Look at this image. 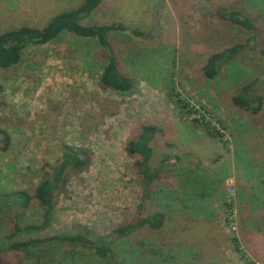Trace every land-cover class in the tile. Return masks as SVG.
<instances>
[{
    "label": "rangeland",
    "instance_id": "374dc122",
    "mask_svg": "<svg viewBox=\"0 0 264 264\" xmlns=\"http://www.w3.org/2000/svg\"><path fill=\"white\" fill-rule=\"evenodd\" d=\"M83 1L0 0V33L22 25L44 27ZM233 9L255 23V33L222 17L223 10ZM119 22L127 30L111 31L108 39L121 71L135 82L132 91L107 88L101 81L108 62L105 48L97 39L70 32L51 43L29 45L18 64L0 68V128L11 136L4 150L0 134V192L34 195L42 176L61 158L63 145L84 146L93 152L91 165L72 173L55 193L53 220L37 236L84 228L111 235L115 252L127 264H264V202L258 206L239 198L237 182L227 180L241 177L242 189L247 188L255 163L264 164V0H105L83 20L87 26ZM137 28L142 35H133ZM235 44L246 47L215 78L205 77L208 58ZM250 82L263 99L258 113L233 102ZM203 113H210L215 125L197 118ZM175 116L223 144L239 131L231 155L218 168L221 157L212 143L208 146L202 165L209 167L198 189L192 188L194 169L186 148L173 142ZM154 122L164 131L152 142L150 167L163 162V176L146 187L127 146L143 123ZM181 134L185 139V131ZM250 149L260 159L249 156ZM257 171L254 178L262 179ZM199 191L205 201L190 197ZM12 210L2 219L5 234L13 230ZM156 211L166 215L162 228L144 225L120 238L113 234ZM41 212L33 199L20 216L35 221ZM44 264L103 261L80 249L62 250Z\"/></svg>",
    "mask_w": 264,
    "mask_h": 264
},
{
    "label": "trees",
    "instance_id": "16d2710c",
    "mask_svg": "<svg viewBox=\"0 0 264 264\" xmlns=\"http://www.w3.org/2000/svg\"><path fill=\"white\" fill-rule=\"evenodd\" d=\"M105 0H84L77 8L56 14L44 27L22 25L0 33V68L7 69L18 64L23 51L29 45H41L57 40L63 33L70 32L80 37L97 39L107 52V64L101 74L102 83L109 89L117 92H129L135 87V82L130 75L123 73L117 55L108 33L114 30L125 31L127 26L122 23L110 25H84L86 19ZM222 17L243 26L251 33L256 32L255 23L238 10H223ZM133 35H142V31L134 29ZM244 44L234 46L212 54L203 68V73L208 79L215 78L222 65L233 60L245 49ZM255 82H250L233 97L236 106L258 113L262 107L263 99L255 91ZM3 86L0 84V108L3 106ZM162 128L153 123H143L140 132L129 139L127 153L136 160V168L141 175L146 187L163 176V165L152 169L150 160L154 155L152 142L162 133ZM3 149L7 150L11 136L0 128ZM213 135V134H211ZM215 136V135H214ZM93 160V152L84 146L63 145L62 155L51 168V172L43 175L36 185L34 195L26 190L12 193L0 192V264H44L46 260L67 250L69 253L80 249H88L98 256L103 264H127L120 259L113 248L114 238L111 235H99L88 228L77 229L73 234L60 233L53 236L40 237L37 234L45 231L53 220L55 193L63 189L72 173L82 172L87 169ZM33 199L38 201L42 208L40 217L35 221L21 219V212L31 207ZM13 209L14 226L10 233L5 234L2 219L5 214ZM166 215L163 211H156L144 217L137 218L119 226L113 234L123 237L138 230L144 225L152 229L163 227ZM13 255L19 256L13 261Z\"/></svg>",
    "mask_w": 264,
    "mask_h": 264
},
{
    "label": "crops",
    "instance_id": "0c3cea01",
    "mask_svg": "<svg viewBox=\"0 0 264 264\" xmlns=\"http://www.w3.org/2000/svg\"><path fill=\"white\" fill-rule=\"evenodd\" d=\"M173 121L174 122L172 123V125L173 126L176 125V133H175V131L172 130L174 133L173 142L175 144L176 143L179 144V146H180V143H182L181 149L183 148V146H184V148H186V151H185L186 153H184V154H186L188 156V158L192 161L193 169H194V171L192 172L193 180H191V183L193 184L192 188L195 187L196 189H198L197 186H201V177L205 173V170H206L205 167H207V168L209 167L206 165L205 166L202 165V162H206L204 160L207 158L206 152H208V146L211 145V143H212V147H213V151H214L213 153H215L216 155L221 157L220 161L217 160L215 162L217 164V168H218L221 165L222 160L224 159V156H226V154L231 155V150L235 146L234 143L238 139H240L239 138L240 136L238 135L239 131L237 134H235V135H233V137H231L230 142L223 144L217 138L206 133L201 128H198L195 125L189 124V123L183 124L182 120L179 118V116H175V118H173ZM154 123L157 125L156 122H154ZM173 126H172V128H173ZM160 127L162 128V130L164 129L163 125H161ZM174 128H175V126H174ZM182 130L185 131V133H186L185 139L183 138V136L181 134ZM163 131H162V133H163ZM175 144H173V145H175ZM177 147H178V145H177ZM250 150H251L252 154L250 153L249 156L254 155V157H256V160L260 159L259 155L255 154L254 149H250ZM176 158L180 159V158H182V156L177 155ZM258 161H260V160H258ZM259 165L262 166V169L258 168ZM213 166H215V164ZM255 167H256L254 169L255 172L253 170V174L251 173L253 175V176H251V177H253V179L250 177L251 183L250 182L249 183L251 185L249 184V186H248L249 188L244 187V189H242L243 185L246 183L241 180V177L240 178L238 176L228 177L227 180H229L231 178L235 179V181L237 182V186L239 188L238 191H239V193L242 194V197L240 196L241 194H239V198L250 199L251 201L255 202L256 205L261 206L262 203L264 202V176H263L264 175V164H260L259 162L258 163L256 162ZM257 170H260V172H262V174H263L261 177L262 179L254 178V176L257 175V172H258ZM223 190H222V196H223ZM215 195H216V193L213 194V196H215ZM190 197L194 200H196V198H197V200L202 199L203 201H205L207 198L205 196L204 192L203 193L202 192L192 193Z\"/></svg>",
    "mask_w": 264,
    "mask_h": 264
},
{
    "label": "built area",
    "instance_id": "2783aa9c",
    "mask_svg": "<svg viewBox=\"0 0 264 264\" xmlns=\"http://www.w3.org/2000/svg\"><path fill=\"white\" fill-rule=\"evenodd\" d=\"M197 118L201 121V122H210V125H215L214 121H212L211 117H210V113H203V114H199V116H197ZM212 129V128H211ZM216 129V128H214ZM217 130V129H216ZM236 228V227H234Z\"/></svg>",
    "mask_w": 264,
    "mask_h": 264
}]
</instances>
